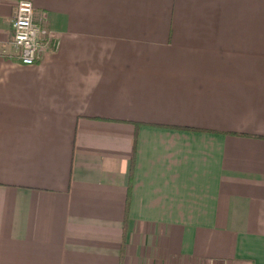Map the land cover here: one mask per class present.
<instances>
[{
    "label": "crops",
    "instance_id": "0c3cea01",
    "mask_svg": "<svg viewBox=\"0 0 264 264\" xmlns=\"http://www.w3.org/2000/svg\"><path fill=\"white\" fill-rule=\"evenodd\" d=\"M0 1V264H264V0Z\"/></svg>",
    "mask_w": 264,
    "mask_h": 264
},
{
    "label": "built area",
    "instance_id": "2783aa9c",
    "mask_svg": "<svg viewBox=\"0 0 264 264\" xmlns=\"http://www.w3.org/2000/svg\"><path fill=\"white\" fill-rule=\"evenodd\" d=\"M1 1V0H0ZM12 44L23 65H34L51 45L47 15L37 13L31 0H20L12 19Z\"/></svg>",
    "mask_w": 264,
    "mask_h": 264
}]
</instances>
